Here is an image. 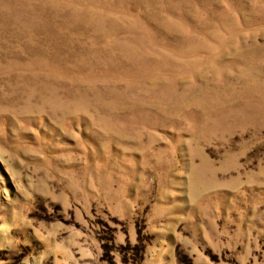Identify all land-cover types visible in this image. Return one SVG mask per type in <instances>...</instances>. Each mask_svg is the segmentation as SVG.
Returning <instances> with one entry per match:
<instances>
[{
	"label": "rangeland",
	"instance_id": "rangeland-1",
	"mask_svg": "<svg viewBox=\"0 0 264 264\" xmlns=\"http://www.w3.org/2000/svg\"><path fill=\"white\" fill-rule=\"evenodd\" d=\"M0 264H264V0H0Z\"/></svg>",
	"mask_w": 264,
	"mask_h": 264
}]
</instances>
